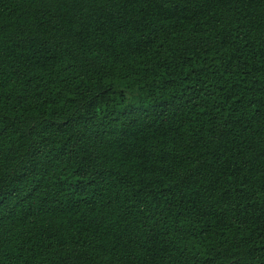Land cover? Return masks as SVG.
<instances>
[{
	"label": "trees",
	"instance_id": "1",
	"mask_svg": "<svg viewBox=\"0 0 264 264\" xmlns=\"http://www.w3.org/2000/svg\"><path fill=\"white\" fill-rule=\"evenodd\" d=\"M0 264H264V0H0Z\"/></svg>",
	"mask_w": 264,
	"mask_h": 264
}]
</instances>
